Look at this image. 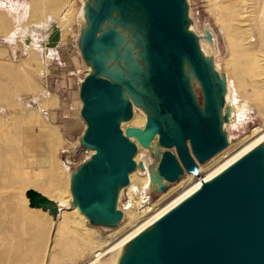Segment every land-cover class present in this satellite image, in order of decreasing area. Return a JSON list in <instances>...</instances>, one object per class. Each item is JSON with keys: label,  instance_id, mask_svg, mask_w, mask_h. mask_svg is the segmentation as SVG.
Wrapping results in <instances>:
<instances>
[{"label": "water", "instance_id": "1", "mask_svg": "<svg viewBox=\"0 0 264 264\" xmlns=\"http://www.w3.org/2000/svg\"><path fill=\"white\" fill-rule=\"evenodd\" d=\"M83 18L76 41L86 66L80 145L94 152L70 170L68 208L90 225L115 227L123 216L120 190L143 167L134 160L138 147L150 151L151 188L161 193L227 146L226 78L190 28L188 0H84ZM57 41L55 32L50 44ZM134 108L145 113L144 126L123 128ZM254 160L205 183L162 219L163 264H264ZM25 196L29 207L57 218L55 200L32 187Z\"/></svg>", "mask_w": 264, "mask_h": 264}, {"label": "bare ground", "instance_id": "2", "mask_svg": "<svg viewBox=\"0 0 264 264\" xmlns=\"http://www.w3.org/2000/svg\"><path fill=\"white\" fill-rule=\"evenodd\" d=\"M19 1L10 2L8 6L3 1H0V21L7 19L9 24H12L15 28L16 26H20L24 18L34 17L35 8L33 7V3L23 0ZM205 1L207 2L209 13L220 25L227 42V55L222 64H224L226 69L224 73L226 78L225 106L229 107L228 122L229 124H233L235 121L242 123L248 118L251 109H255L259 117L262 118L263 124L254 126L249 133L245 134L235 143L232 142V137L227 131L228 144L225 148L213 155L206 162H197V174L185 173L183 178H180L178 182L176 181L177 187L169 189L168 191L165 190L166 192H163L155 200L153 205L145 206L141 210L143 212L142 215H139L135 211V208H142V202L145 201L147 196L146 191L151 189L150 165L152 158L151 156H143V152L138 147L134 155V160L136 162H142L143 167L141 169L136 168L130 172L129 183L120 190L119 194L120 200L121 192L126 188L128 200L124 203L125 212L122 211L124 215L116 225L119 226H115L116 228L112 230L111 236L101 240L95 236V228L86 224V217L76 207L68 208L65 206L68 205L71 195L69 193L64 194L62 191L61 182L64 172H62V167L56 156L54 145L56 132L52 130L55 127L53 128V125L49 122L34 117L36 113L34 116L31 114L24 116H21V114L18 115V130L12 131L10 134L7 133L8 139L7 143L5 141V151L0 148V160L3 156L2 153L6 156L5 173L8 177L6 185L8 187H15L17 184L24 183L22 200L25 204H28V198L24 195V191L32 187L55 200L60 207L56 219L50 214L46 216L48 218L47 232L50 233V241H47L48 239L46 240L40 264H54L55 260L60 257L59 252H57L58 245H63L69 251L73 250V253H77L78 251L82 254L87 250L90 251L91 258L84 264H100L101 259L107 255L110 260L109 264H121L122 254H126V248L131 247L132 242L135 240H138L137 247L139 254L135 259H130L129 264H163L159 253L162 237L160 222L162 219L199 193L205 183L215 181L244 158L255 155V153H258L264 147V86L261 85L262 83L260 84L262 78L259 79L262 75V55L257 50L261 46L259 45L258 48L256 46V39L259 37L256 38L254 33L258 29L259 31L261 29V33L264 30V0ZM80 3L81 6L77 15L78 32L84 21V0H80ZM44 5L47 8V12L45 11L43 14V16L46 15L44 19H35V21H32L36 23H32V28L26 27L27 29H24L26 31H24L25 34L23 36L25 39L24 42L26 41L25 43L27 44V50L30 52H35L36 50L45 52L47 56L43 60V66L49 59L54 57L55 46L60 38L62 39V36L66 33L65 31L69 29L73 17L75 18L72 14L73 4L69 0H45ZM56 11L58 12L56 13ZM12 31L11 35L14 36L16 31ZM55 32L58 34V41L54 45H51L50 37ZM258 35L261 37L260 34ZM203 37L199 36L200 47L206 56L213 58L214 66L219 71L220 64L216 62V56L211 55L213 51L206 42L207 40L205 41ZM261 40L264 41L263 38ZM0 69L7 70L6 72H9L10 76L19 75L16 68L8 67V65L6 66L1 62ZM56 104L55 98L45 103L47 107L55 106ZM136 109L134 108V112ZM139 111L143 114L134 113L133 117L129 120L135 126L145 122V113L141 110ZM26 125L36 126L38 130L47 132V137L43 144L46 156L35 167H30L23 163L22 146H30L36 142L32 134L23 132L22 128ZM14 155H17L19 160H16L18 162L20 161V168L17 167L15 169V163L14 167H11L10 160ZM141 158L142 161H139ZM256 172L257 167L255 164V178H257ZM66 173L69 176L70 171L67 168ZM256 182L258 184L257 180ZM257 200L264 215L262 191L257 192ZM41 211V208L30 207V212L35 213L33 214L34 216L28 213H23V216L31 220L29 222L33 223V226L35 224L40 227L39 219L41 217ZM123 217L129 219L127 224L124 223ZM147 237L149 238L150 244H148ZM151 237L153 238L151 239ZM19 251H21V248ZM11 252V248L8 250V253L0 251V264L25 263L22 262V258H26V254L23 252L16 254L13 252V254ZM69 256L71 258V254ZM28 257H30L29 260L31 259L34 264L37 262L35 254H30Z\"/></svg>", "mask_w": 264, "mask_h": 264}, {"label": "rangeland", "instance_id": "3", "mask_svg": "<svg viewBox=\"0 0 264 264\" xmlns=\"http://www.w3.org/2000/svg\"><path fill=\"white\" fill-rule=\"evenodd\" d=\"M3 1L7 6L10 4V2H15L19 0H0ZM33 3V7L35 8V14L33 18L26 17L23 19L20 26H12L10 25L8 20L5 19L4 21H0V62L4 65H8V67L16 68V70L19 72L18 76H10L9 72H6L7 70L0 69V148L5 151V141L7 143V136L12 133V131H17L19 126L18 122L19 119H17V116L21 114V116L31 114L32 116H35L37 119L49 122L51 125H53L52 130H55L56 132V139H55V151L56 156L58 159V162L60 166L62 167V191L64 194L69 193V179L68 174L66 173V168L68 171L73 169L76 164H73L72 166L68 167L66 164L67 155L68 152L62 153L64 156V159L62 160L58 155V150L62 149L65 146H69L70 143L75 142L79 140V138H74L69 141L64 140L59 132L57 131L56 126L49 120L46 111L49 110L52 113H57L59 117L66 112V119L71 120L73 118L72 109L70 107V102L67 100H59L56 93L52 91V86L54 84L55 80H58V82L65 80L67 77H72L73 80H76L78 78L84 77L86 73V66L84 62L81 59L76 39L78 34V22H77V15L79 12V8L81 6L80 0H69L73 4V11L72 14L75 16L71 20V23L69 25V29L65 31L66 33L62 36V39L60 38L59 44H64L63 49H60L59 44L58 46H55V55L49 61L43 66V60L46 59L45 52L41 50H36L35 52H30L27 50V44L24 42V34L28 27L32 28L31 25L32 22L35 21V19H44L46 15L43 16L44 12H47V8L45 4V0H23ZM20 2V1H19ZM189 4V14L192 19V25L191 29L195 31L199 36H202L205 34V31H208L211 34L212 40L205 39L204 40L209 44V46L212 49V56H216V62L220 64V73H225V66L223 63V60L225 59L227 55V42L224 37V34L221 31L220 25L215 21L214 17L209 13L208 5L205 0H188ZM59 11V10H58ZM56 11V13L58 12ZM48 16V15H47ZM32 19V20H30ZM31 22V23H30ZM27 27V28H26ZM13 28V29H12ZM12 30H15L16 33L13 35ZM264 33V30H262ZM260 32V33H257ZM255 37H259L256 39V46L257 48L259 45L261 48L257 49L259 52H261L262 55V75L259 77V79L262 78L260 81V84L263 85L264 80V41L261 39H264V34L261 33V29L259 31H254ZM23 34V35H22ZM260 34L261 37L258 35ZM260 43L258 44L257 43ZM262 41V43H261ZM49 47V45H48ZM57 49H59L60 58H56ZM29 51V53H28ZM27 62V63H26ZM26 65V66H25ZM30 66V67H29ZM224 66V67H223ZM21 67V68H20ZM43 69V70H42ZM83 79V78H82ZM263 81V82H262ZM4 86V87H3ZM72 96L69 100L75 99L77 101V107L79 105L80 109V100L76 93L77 91V84H72ZM5 91V92H4ZM8 91V92H6ZM264 95V91H263ZM49 96V97H48ZM53 98L56 99V105L55 106H49L47 107L45 103L48 101L50 102L53 100ZM50 99V100H49ZM46 100V101H45ZM19 101V102H18ZM66 101V103H65ZM18 102V103H17ZM18 104V105H17ZM5 108V109H4ZM8 110V112H6ZM34 112V113H33ZM136 114H143L138 109L135 110ZM38 114V115H37ZM78 115V114H77ZM80 116V115H79ZM146 120V118H145ZM12 121V122H11ZM246 121V122H245ZM242 123H235L229 124L226 123V129L228 133L232 137V142L235 143L238 139L243 137L245 134L249 133L251 129L254 126L263 124L262 118L259 117V114H257L255 109H251L250 114L248 118ZM14 124V125H13ZM145 122L141 125H137V127H143ZM135 126L129 121L124 123L122 125L123 128L126 126ZM85 127V125H84ZM10 130V131H9ZM23 132L26 134H29L33 131H39L36 126H23L22 128ZM8 133V134H7ZM75 136V135H74ZM29 146V145H27ZM31 146V145H30ZM29 146V147H30ZM23 150L25 148V145L22 146ZM21 148V150H22ZM0 149V151H1ZM22 150V152H23ZM139 150L143 152V156L149 157L150 151L147 149H143L139 147ZM172 151H174L172 149ZM2 157L0 160V251L7 252L12 249L11 253H24L27 256L26 258H22V262H25L23 264H34L29 260L30 257L28 255L35 254L37 259L35 264H40V259L42 256V253L44 251L46 240L50 241V233L47 232V221L48 218L46 217L49 212H43V210L40 212L41 217L39 219L40 221V227L36 226L33 223H30L29 219H26L23 216V213L35 214L30 212V207L28 204H25L22 200L23 197V184H17L15 187H8L6 185L7 181V174L6 172V156L2 153ZM142 156V157H143ZM17 155H14L13 158L11 157V167H14L15 163V169L17 167H21L20 161L17 160ZM16 160V161H15ZM142 161V158L139 159V161ZM153 160V159H152ZM19 164H18V163ZM154 162V161H153ZM255 164L257 167L256 172V179L258 181L260 191H262V198H263V209H264V147H262L258 153H255ZM64 168V169H63ZM64 170V171H63ZM185 174L181 177L183 178ZM3 179V180H2ZM3 181V182H2ZM179 181V180H178ZM177 181V182H178ZM5 183V185H4ZM177 187L176 182L168 183L167 189H174ZM163 191V192H166ZM21 192V193H20ZM146 195L149 199V202L151 205L159 198V196L163 193H156L154 190L149 189L146 191ZM22 194V195H21ZM25 195V191H24ZM128 196L126 192V188L123 189L121 192L120 200L118 201V208L125 212V206L124 203L127 202ZM14 205V206H13ZM68 207V205H65ZM139 206V204H138ZM135 208V211L142 215L143 212H141V209ZM136 213V214H137ZM46 214V215H45ZM124 215V214H123ZM34 216V215H33ZM133 220V219H132ZM13 221V222H8ZM86 224L95 228V236L98 239L104 240L111 236L112 230H114L116 227H103V226H92L90 223L85 220ZM123 221L125 224L129 222V219L127 217H123ZM122 221V222H123ZM6 222V223H5ZM36 226V227H35ZM48 236V237H47ZM153 237H151L152 239ZM148 240V244H150L149 238H146ZM138 240H135L132 242L131 247L126 248V254H122L121 258V264H129L130 259H135V257L139 254V250L137 247ZM21 248V251L20 248ZM19 248V249H18ZM16 249H18L16 251ZM132 250V251H131ZM76 251V250H75ZM137 251V253H136ZM57 252H59L60 257L57 258L54 262V264H84L87 260L91 258V252L85 251L84 253H73L74 251H69L66 249L63 245L57 246ZM13 253V254H14ZM136 253V254H135ZM71 254V258L70 255ZM129 254V255H128ZM28 259V260H25ZM127 262H126V260ZM109 256H105L101 259L100 264H109ZM21 262V263H22ZM17 264H20L19 262Z\"/></svg>", "mask_w": 264, "mask_h": 264}, {"label": "crops", "instance_id": "4", "mask_svg": "<svg viewBox=\"0 0 264 264\" xmlns=\"http://www.w3.org/2000/svg\"><path fill=\"white\" fill-rule=\"evenodd\" d=\"M59 44V43H58ZM57 44V46H58ZM64 44H59L60 49H63ZM56 58H60L59 49H57ZM83 78V77H82ZM82 78H78L75 82L72 77H67V79L63 81L58 82V80L54 81V84L52 86V91H54L59 98V100H67L70 102V107L72 109V114L74 115L71 120L66 119V112H64L61 117L57 113H52L49 110L46 111V114L49 118V120L56 126L57 131L61 135V137L64 140H71L81 137L83 130H84V123L82 119L79 116V105L77 107V101L75 99H70L72 96V84H77V95H78V88L79 84L82 80ZM66 103V101H65ZM78 114V115H77ZM29 134H32L36 140V142L29 146H25L23 150V163L30 167H35L38 165L39 161H42L43 158L46 156V152L44 149V140L47 137L46 131H33ZM75 135V136H74ZM41 145H40V144ZM29 147V148H28ZM68 146L63 147L62 149L58 150L59 157L63 160L65 155H62L64 153V150H67ZM31 151H30V150ZM26 150V151H25ZM31 153V154H30ZM34 156V157H33ZM65 161V160H63Z\"/></svg>", "mask_w": 264, "mask_h": 264}, {"label": "built area", "instance_id": "5", "mask_svg": "<svg viewBox=\"0 0 264 264\" xmlns=\"http://www.w3.org/2000/svg\"><path fill=\"white\" fill-rule=\"evenodd\" d=\"M64 151L68 152L67 159L65 160L68 167L72 166L73 164H80L85 159L89 158L90 155L94 152L90 148L81 146L80 139L70 143L67 150ZM145 206H151L147 196L145 201L142 202V208L140 209L142 210Z\"/></svg>", "mask_w": 264, "mask_h": 264}]
</instances>
